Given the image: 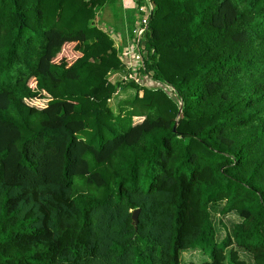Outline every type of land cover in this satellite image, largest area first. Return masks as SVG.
I'll return each mask as SVG.
<instances>
[{"label": "trees", "instance_id": "trees-1", "mask_svg": "<svg viewBox=\"0 0 264 264\" xmlns=\"http://www.w3.org/2000/svg\"><path fill=\"white\" fill-rule=\"evenodd\" d=\"M146 3L0 0V264H264V0Z\"/></svg>", "mask_w": 264, "mask_h": 264}, {"label": "rangeland", "instance_id": "rangeland-1", "mask_svg": "<svg viewBox=\"0 0 264 264\" xmlns=\"http://www.w3.org/2000/svg\"><path fill=\"white\" fill-rule=\"evenodd\" d=\"M146 12H147L146 11V7L145 8L142 7L141 10H140V13H139V20L138 21H141L140 19H142L143 16H145ZM127 13L128 12H125L123 10L122 13H118V15H117L118 17L117 16L114 17V24L118 25L119 24L118 21L120 20V17L122 16V18H123V15H124V19H126L125 20L126 24H125V32H124V34L126 33V35L122 36L121 34H113L114 31L112 29H110L112 31H109L116 38L117 47L120 50L122 49V51L124 49V51H125L124 53L127 56V61L123 60L124 61L123 68L121 70H119V71L113 72L110 75L111 81L113 83H115V84H120V83H123V82L131 81V80H133L135 78L138 81H140V76H139L140 74H139V71H138L139 70V66H138V63H137L138 60L136 59L137 57L134 58L135 54L138 52L137 49H136L137 48V44H138V42H137L138 38H136V36L133 35V28H135V26H136L135 25L136 24L135 23V18L136 17L133 16V12H131L129 15ZM120 14H122V15L120 16ZM111 16H112V14L108 13V15L106 17L107 19L110 20V22L112 21V19H110ZM103 23H107L105 19L103 20ZM128 25L130 26V35H129L130 39H128V37H127V33H128L127 26ZM135 30H136V28H135ZM121 36H122V42L119 40L121 38ZM124 44L126 46H123ZM134 49H135V51H134ZM136 73L138 74V76H137ZM135 92L136 91L132 90L131 88H128V89H125V90H121L120 93L114 99H112L110 101L111 106L116 108L120 100H123L124 98H127V96H130V95H132ZM142 119L143 118H135V121L136 122H140V121H142ZM212 218H213V222H214V225H215V228H216V231H217V240H218V242H221L225 238L226 233L228 231L229 232L232 231L233 225L236 222L240 221V218L235 213L231 214L229 216H222L221 206L212 208ZM240 255H241L242 259H245L249 264L252 263L251 254H249V253H247V252H245L243 250H240ZM181 258H182L183 261H187V262L188 261H193L196 264H200L202 261L207 259V256L205 254H203L199 250H190V251L182 252Z\"/></svg>", "mask_w": 264, "mask_h": 264}, {"label": "built area", "instance_id": "built-area-1", "mask_svg": "<svg viewBox=\"0 0 264 264\" xmlns=\"http://www.w3.org/2000/svg\"><path fill=\"white\" fill-rule=\"evenodd\" d=\"M148 15H149V13H148ZM140 20L141 21H137L136 30H134V32H135L134 35L136 36V38H138L137 39L138 44H137V48H136L138 52L135 54V57H134V58L137 57L136 59L138 60V62L137 61L136 62L138 63V66L142 65V56H141L140 51H139V45L144 40L145 32L147 30V25H148V17L145 15ZM134 51H135V49H134ZM123 60L127 61V56L125 55V53H123Z\"/></svg>", "mask_w": 264, "mask_h": 264}, {"label": "crops", "instance_id": "crops-1", "mask_svg": "<svg viewBox=\"0 0 264 264\" xmlns=\"http://www.w3.org/2000/svg\"><path fill=\"white\" fill-rule=\"evenodd\" d=\"M122 7H123V10L125 12H128L127 14L129 15L131 12H133V16L136 17L135 18V23L137 24V21H138V18H139V13H140V9L138 8V0H122ZM145 7H146V11H147V8L149 7V5L147 6V3L145 4ZM144 7V8H145ZM149 9V8H148ZM132 10V11H131ZM126 20V19H125ZM129 22V21H128ZM135 24V25H136ZM136 28V26H135ZM135 28H133V35H134V30ZM127 29H128V33H127V37L128 39H130V26L128 25L127 26ZM127 32V31H126ZM126 35V33H125ZM124 35V36H125ZM122 37V36H121ZM121 42H122V38L119 39ZM123 46H126L125 44ZM123 53L125 52L124 49L122 51ZM129 60V59H128Z\"/></svg>", "mask_w": 264, "mask_h": 264}, {"label": "water", "instance_id": "water-1", "mask_svg": "<svg viewBox=\"0 0 264 264\" xmlns=\"http://www.w3.org/2000/svg\"><path fill=\"white\" fill-rule=\"evenodd\" d=\"M182 108L183 106H180V113L182 112ZM139 214H140V210H136L133 212L132 214V224L133 226L137 229L138 224H139Z\"/></svg>", "mask_w": 264, "mask_h": 264}]
</instances>
